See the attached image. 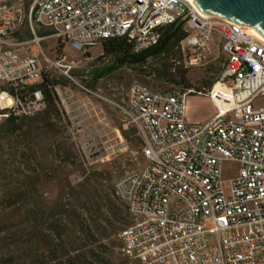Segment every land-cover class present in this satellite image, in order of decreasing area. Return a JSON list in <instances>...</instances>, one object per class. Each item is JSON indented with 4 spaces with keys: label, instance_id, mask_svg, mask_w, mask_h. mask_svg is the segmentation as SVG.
I'll list each match as a JSON object with an SVG mask.
<instances>
[{
    "label": "built area",
    "instance_id": "built-area-1",
    "mask_svg": "<svg viewBox=\"0 0 264 264\" xmlns=\"http://www.w3.org/2000/svg\"><path fill=\"white\" fill-rule=\"evenodd\" d=\"M180 23L183 65L203 67L220 48L225 59L203 93L164 92L133 84L115 104L124 129L141 142L143 166L118 176L115 197L131 223L119 234L136 264H264V40L250 29L207 16L185 0H27L0 6V124L45 109L43 62L68 75L66 57L50 62L43 44L56 40L85 52L123 37L137 54ZM25 29L30 37L18 40ZM48 30L49 35H39ZM214 37L217 39L214 40ZM207 94L215 117L188 125L189 95ZM238 170L225 180L222 166Z\"/></svg>",
    "mask_w": 264,
    "mask_h": 264
},
{
    "label": "trees",
    "instance_id": "trees-1",
    "mask_svg": "<svg viewBox=\"0 0 264 264\" xmlns=\"http://www.w3.org/2000/svg\"><path fill=\"white\" fill-rule=\"evenodd\" d=\"M159 33L156 46L137 54L123 37L100 41L103 57L111 64L96 70L94 79L128 68L144 87L151 85L153 90L203 93L202 89L214 84L219 72L208 79L202 76L200 86L191 82L181 63L179 44L186 33L180 23L164 26ZM69 83L67 77L44 70L39 86L44 111L34 117H10L0 124V139L24 165L23 170H15L16 181L3 175L0 264H136L122 252L119 234L131 219L127 207L115 197L111 170L86 166L72 154L70 136L66 141L58 139L65 128L55 89ZM121 134L132 150L140 152L141 142L133 129ZM43 138L48 145L41 151V161ZM74 173L82 180L72 182Z\"/></svg>",
    "mask_w": 264,
    "mask_h": 264
},
{
    "label": "rangeland",
    "instance_id": "rangeland-1",
    "mask_svg": "<svg viewBox=\"0 0 264 264\" xmlns=\"http://www.w3.org/2000/svg\"><path fill=\"white\" fill-rule=\"evenodd\" d=\"M24 4L27 5V0H24ZM43 54L50 62L62 56L66 57L72 67L70 72L76 74L70 77L69 74L66 75L60 69L43 62L44 70L55 71L70 80L67 87L60 86L55 89L63 113L61 124L65 128L58 139L66 141L65 138L70 136L72 154L78 156L79 160H84L86 166L109 168L113 176L112 184L121 174L141 168L144 162L140 152L132 150L121 134L130 128H123L115 107V104L126 98L133 84L145 86L139 82L136 73L128 68H118L102 78L94 79L96 70H102L111 64L108 58L103 57L99 44L85 52H79L68 43L47 40L43 44ZM224 59L218 48L209 63L203 67L186 68L183 61L181 63L189 71L191 82L200 86L199 79L202 76L206 79L215 76L220 71ZM146 88L152 89L151 85ZM176 90L178 89L172 91ZM254 106L264 107V99L258 98ZM216 113V104L207 94L187 96L184 117L188 125H204L210 122ZM47 145L46 138H43L39 144L38 155L41 161V151H44ZM12 153L8 143L0 139V190L3 188L4 176L16 181L18 172L15 170L24 168L19 157L13 158ZM237 170L236 163H225L222 166L223 178H231ZM70 179L72 182H78L82 180V176L74 173Z\"/></svg>",
    "mask_w": 264,
    "mask_h": 264
},
{
    "label": "water",
    "instance_id": "water-1",
    "mask_svg": "<svg viewBox=\"0 0 264 264\" xmlns=\"http://www.w3.org/2000/svg\"><path fill=\"white\" fill-rule=\"evenodd\" d=\"M207 16L253 28L264 38V0H193Z\"/></svg>",
    "mask_w": 264,
    "mask_h": 264
},
{
    "label": "bare ground",
    "instance_id": "bare-ground-1",
    "mask_svg": "<svg viewBox=\"0 0 264 264\" xmlns=\"http://www.w3.org/2000/svg\"><path fill=\"white\" fill-rule=\"evenodd\" d=\"M21 2H24V0H0V6L9 7V6H13V5H18ZM185 2L187 4L192 5L193 7H196L193 0H185ZM250 29L259 39L264 40V38L259 33H257L253 28H250Z\"/></svg>",
    "mask_w": 264,
    "mask_h": 264
},
{
    "label": "crops",
    "instance_id": "crops-1",
    "mask_svg": "<svg viewBox=\"0 0 264 264\" xmlns=\"http://www.w3.org/2000/svg\"><path fill=\"white\" fill-rule=\"evenodd\" d=\"M38 34H39V35H49V31H48V30H40V31L38 32ZM29 37H30V33H29V31H28L27 29H25L21 34H19V35L16 36V38H17L18 40H24V39H27V38H29ZM214 40L217 41V39H216L215 37H214ZM216 49H218L217 46L214 48V51H215Z\"/></svg>",
    "mask_w": 264,
    "mask_h": 264
}]
</instances>
